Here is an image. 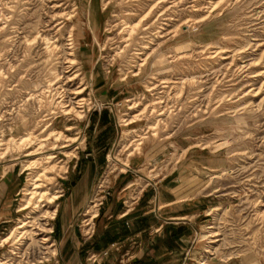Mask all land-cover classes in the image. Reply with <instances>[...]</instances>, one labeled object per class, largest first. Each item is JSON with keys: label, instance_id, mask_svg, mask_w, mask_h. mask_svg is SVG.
I'll return each instance as SVG.
<instances>
[{"label": "rangeland", "instance_id": "374dc122", "mask_svg": "<svg viewBox=\"0 0 264 264\" xmlns=\"http://www.w3.org/2000/svg\"><path fill=\"white\" fill-rule=\"evenodd\" d=\"M49 35L58 39L53 46ZM263 73L264 0H0V178L21 179L13 202L19 213L0 243L36 216L48 229L34 237L18 231L0 247V260L58 264L53 219L43 215L66 196L74 157L89 142L90 116L108 111L118 137L87 222L111 197L112 178L138 159L131 196L174 174L184 178L181 198L206 204L210 215L182 264H264ZM63 95L86 100L84 119L62 113ZM47 127L79 140L52 150V139L43 154L27 157L34 148L21 150L20 138L31 129L45 139ZM35 176L60 199L22 211Z\"/></svg>", "mask_w": 264, "mask_h": 264}, {"label": "crops", "instance_id": "0c3cea01", "mask_svg": "<svg viewBox=\"0 0 264 264\" xmlns=\"http://www.w3.org/2000/svg\"><path fill=\"white\" fill-rule=\"evenodd\" d=\"M89 126V142L74 157L77 171L65 182L67 193L59 200L53 219L58 264H92L93 256L98 258L96 264H182L198 223L210 215L206 204L201 206L194 196L181 198L188 193L184 178L174 174L153 180L139 192L136 188L131 196L136 169L142 164L138 159L130 160L125 171L112 178L111 197L91 223L95 234L91 239L84 237L86 210L97 194L106 154L118 137L108 111L92 114L85 130ZM19 177L10 173L0 178V239L19 213L13 204L21 185Z\"/></svg>", "mask_w": 264, "mask_h": 264}, {"label": "bare ground", "instance_id": "6f19581e", "mask_svg": "<svg viewBox=\"0 0 264 264\" xmlns=\"http://www.w3.org/2000/svg\"><path fill=\"white\" fill-rule=\"evenodd\" d=\"M71 19L72 18H69L68 20H71ZM52 20L55 21L56 18L54 17V18H52ZM142 21L140 20L139 23L134 24V25L133 24H130V25L127 24V25H129L128 26L129 27V31L128 32L132 33L134 31H136L138 25L141 24ZM72 33H70V36H69L70 37L69 38L70 40H68L69 42H71L68 45L72 46L70 48V50L73 49L74 47H76V41L73 39ZM53 40H56L55 42H57L58 39L56 38V36H53L52 37L51 35H49V36L46 37L45 42H46V44H49V45H52L53 46V44H54L53 43ZM72 52H70L67 55L68 57L65 58V60H67V61L64 63V64L68 65V67L66 68V69H68L66 71L68 73L71 72L72 67H74L73 65H75V59L74 58H71L73 56V53ZM263 75H264V73H263ZM69 78H68V80H69V82H71L72 79H69ZM74 94L75 95H81V94H83V91L77 90ZM65 95H63L61 97V102L59 103L60 106H61V108H62V113H64L65 115H68V116L74 115L79 121L82 120V119H84V116H83L84 111H83V109H85L84 107L87 104L86 100L85 99L77 100L78 98H74L75 101H73V98H71V99L68 98L69 100L66 101ZM29 127H30V125H29ZM49 128L50 127H47L41 133V134H44V136H46L45 139H44V137L42 138V136H35L36 133L34 131H32L31 129L27 130V132H30L31 131L28 135H26L25 137H21L20 138L19 148L21 150L27 151V150H30V149L34 148L33 151H30L28 153L27 157H34V156H38V155L43 154V150L46 148L47 143L50 140H52V139L54 140L52 150H55L56 148H58V146L61 144L62 140H66V138L71 139L72 140V143H74V144L76 142H78V140H79V139H76V138H70V137L66 136L63 132H61L59 134H55V132L54 131L51 132V129H49ZM73 129L74 128H71V129L68 128L67 131H71ZM11 143H13L14 145L16 144V146L18 145V143H16L15 141H12ZM37 146H39V147L36 150L35 147H37ZM67 148H69V146H64V147H61L60 149L65 151ZM34 165H36V164H32L31 166H34ZM40 182L41 181H40V177L39 176H35L34 177V180H32V183H31V186L32 187H31L30 190H28V193H26V196H27V198H26V205H24V207L21 209L22 211H26V210L30 209L31 207H34L35 212L36 211H40L43 207L46 206V205H44V206L41 207L42 202L46 201L48 205H53V204H55L60 199V196L59 195H53L49 191H47L46 189H44L43 188V184L40 183ZM93 208H95V206L92 207V209ZM56 214H57V207L51 213L48 212V211L44 212V215L43 216H44V219H48V218L55 219ZM39 221H41L40 218H37V216H36L31 221H27L26 220V221L22 222L6 238H4L2 240V242L0 243V247H4L6 244H8L13 239L14 235L18 231H20L22 235H28L29 233L32 232V236L33 237L34 236H37L36 235L37 232L34 231L37 228L42 233H46L48 231V229L46 228V225H43ZM0 264H6V262L3 261V260H0Z\"/></svg>", "mask_w": 264, "mask_h": 264}, {"label": "built area", "instance_id": "2783aa9c", "mask_svg": "<svg viewBox=\"0 0 264 264\" xmlns=\"http://www.w3.org/2000/svg\"><path fill=\"white\" fill-rule=\"evenodd\" d=\"M109 177V176H108ZM104 186H103V184L102 185H100L99 186V189H98V192H97V194H96V197L101 193V192H104ZM109 194V193H108ZM86 222V226H88L89 228L85 231V232H83V234H84V237L86 238V239H91L93 236H94V233H95V229H94V227L92 228V226L90 225V223L89 222H87V220L85 221ZM85 226V227H86ZM105 256L106 255H108V252H106L105 254H104ZM91 262L93 263V264H96V263H98V258H95L94 256L91 258Z\"/></svg>", "mask_w": 264, "mask_h": 264}, {"label": "trees", "instance_id": "16d2710c", "mask_svg": "<svg viewBox=\"0 0 264 264\" xmlns=\"http://www.w3.org/2000/svg\"><path fill=\"white\" fill-rule=\"evenodd\" d=\"M104 113V112H103Z\"/></svg>", "mask_w": 264, "mask_h": 264}]
</instances>
